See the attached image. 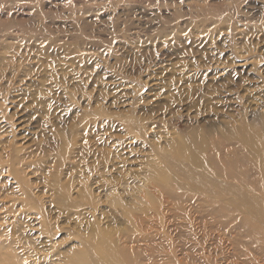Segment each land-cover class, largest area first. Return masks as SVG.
Here are the masks:
<instances>
[{"label": "rangeland", "instance_id": "1", "mask_svg": "<svg viewBox=\"0 0 264 264\" xmlns=\"http://www.w3.org/2000/svg\"><path fill=\"white\" fill-rule=\"evenodd\" d=\"M264 0H0V264H264Z\"/></svg>", "mask_w": 264, "mask_h": 264}, {"label": "bare ground", "instance_id": "2", "mask_svg": "<svg viewBox=\"0 0 264 264\" xmlns=\"http://www.w3.org/2000/svg\"><path fill=\"white\" fill-rule=\"evenodd\" d=\"M261 120L264 121V116H261ZM264 140V139H263ZM264 142V141H263Z\"/></svg>", "mask_w": 264, "mask_h": 264}]
</instances>
